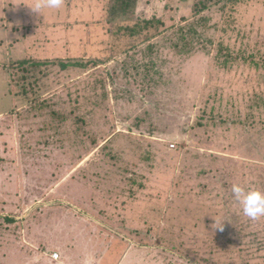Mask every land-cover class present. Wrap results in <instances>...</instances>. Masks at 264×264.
<instances>
[{"label": "rangeland", "instance_id": "rangeland-1", "mask_svg": "<svg viewBox=\"0 0 264 264\" xmlns=\"http://www.w3.org/2000/svg\"><path fill=\"white\" fill-rule=\"evenodd\" d=\"M120 8L0 0V264H264V0Z\"/></svg>", "mask_w": 264, "mask_h": 264}, {"label": "crops", "instance_id": "crops-1", "mask_svg": "<svg viewBox=\"0 0 264 264\" xmlns=\"http://www.w3.org/2000/svg\"><path fill=\"white\" fill-rule=\"evenodd\" d=\"M118 245H54L60 253L58 259L51 256L39 259L40 264H124V245L113 252ZM96 261V262H95ZM95 262V263H93Z\"/></svg>", "mask_w": 264, "mask_h": 264}, {"label": "trees", "instance_id": "trees-1", "mask_svg": "<svg viewBox=\"0 0 264 264\" xmlns=\"http://www.w3.org/2000/svg\"><path fill=\"white\" fill-rule=\"evenodd\" d=\"M120 3H121V8L120 10H124V11H127L131 5L132 2H134L135 0H119ZM23 62H27V61H23ZM43 62V61H42ZM39 64H42L41 62H38ZM73 64H76V63H73V62H61V65L63 67H68V66H71Z\"/></svg>", "mask_w": 264, "mask_h": 264}, {"label": "built area", "instance_id": "built-area-1", "mask_svg": "<svg viewBox=\"0 0 264 264\" xmlns=\"http://www.w3.org/2000/svg\"><path fill=\"white\" fill-rule=\"evenodd\" d=\"M53 257L56 258V259H58V258H59V253H58V252H55V253L53 254Z\"/></svg>", "mask_w": 264, "mask_h": 264}]
</instances>
